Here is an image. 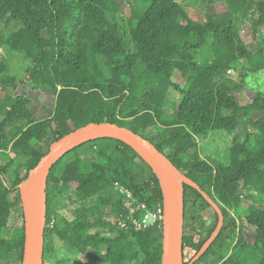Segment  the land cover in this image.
<instances>
[{
	"label": "trees",
	"instance_id": "trees-1",
	"mask_svg": "<svg viewBox=\"0 0 264 264\" xmlns=\"http://www.w3.org/2000/svg\"><path fill=\"white\" fill-rule=\"evenodd\" d=\"M218 1L203 0L202 14L180 0H135L126 29L118 21V0H0L6 32L0 44L29 61L28 84L54 98L47 117L38 120L29 99L15 93L23 80L11 75L8 61L0 62V83L12 92L0 96V264L22 261L18 185L52 142L91 122L128 128L168 151L172 164L218 204L222 229L194 264H264V211L236 214L251 190L264 198V96L249 90L252 101L243 106L237 98L248 90V77L264 71V38L254 51L239 34L250 15H256L253 36L264 27V0ZM174 72L185 79L183 86L173 82ZM171 90L179 103L170 99ZM168 107L171 121H163ZM221 131L237 135L212 156L226 162L212 163L211 156H201L197 140ZM11 152L22 163L15 164ZM115 183L136 202H162L150 167L118 140L86 142L54 164L45 189L43 264L51 246L71 254L56 264H161L162 228L126 232L117 226L123 203ZM69 191L76 202L92 204L77 207L67 220L54 199ZM183 203L181 248L188 264L218 217L187 184ZM14 205L21 223L12 225Z\"/></svg>",
	"mask_w": 264,
	"mask_h": 264
},
{
	"label": "water",
	"instance_id": "water-1",
	"mask_svg": "<svg viewBox=\"0 0 264 264\" xmlns=\"http://www.w3.org/2000/svg\"><path fill=\"white\" fill-rule=\"evenodd\" d=\"M110 138L129 146L152 170L162 195L164 219L161 264H183L181 240L184 227V184L197 190L218 217L216 227L188 264H194L219 235L224 216L218 204L190 178L177 169L168 156L149 140L114 123L91 122L52 142L27 177L18 185L23 219L24 244L21 264H43L46 227V184L50 170L62 156L92 140Z\"/></svg>",
	"mask_w": 264,
	"mask_h": 264
},
{
	"label": "rangeland",
	"instance_id": "rangeland-1",
	"mask_svg": "<svg viewBox=\"0 0 264 264\" xmlns=\"http://www.w3.org/2000/svg\"><path fill=\"white\" fill-rule=\"evenodd\" d=\"M180 1L183 3V7L186 10L193 9L196 12L203 14L205 7V3H203V0H180ZM118 4L120 9H122V15H121L122 21L121 19H118V21H120L121 25L123 24V22L124 24L125 23L127 24V20L130 17V12L135 4V0H118ZM220 9L218 8V10ZM251 18H256V15L247 16L246 18L247 21L245 25L240 27L239 34L242 40L244 41V43L247 44V46H249L251 50L255 51L258 42H260V40L264 38V27H261L260 30H258L253 36V32L251 28L252 27ZM127 28L128 26L126 25V29ZM0 34H6V32L0 29ZM2 61H8L11 75L15 76L17 78V81L23 80V83H18V86L15 89L16 91L15 93L19 96H25L29 99V105H28L29 109L33 112L34 116L38 120L45 119L48 113L46 111V108L51 109L53 107L54 98L52 96L48 97L40 90L34 89L31 85L28 84L27 70L30 68L31 63L27 60L25 61L20 57L12 54L6 45L0 44V62ZM228 75L232 76V78L236 80V75L233 74L232 72H229ZM172 80L179 86H183L185 82V79L178 72H174L172 76ZM246 85L248 87V90L237 94V98L241 106L250 104L253 97V93L251 91H253L256 94H260L264 96V71L256 75H250L246 80ZM3 94H7L11 96L12 92L8 88L2 87L0 83V96ZM169 96L170 99L175 100L177 103H179L181 100L179 95L173 90H171ZM165 112L167 113V115L165 114L163 121H171L170 115L173 112L172 109L168 107L165 109ZM158 131H159L158 129L152 130L148 133V136H152L154 133ZM236 135L237 133L229 134L221 131V132L210 133L206 140L203 141L197 140V144L201 156L202 157L211 156L210 161H212V163H216L219 160L222 163H225L226 161L223 158H220L218 160L212 156L215 155V152L228 147ZM168 153L169 152L166 151V154ZM11 158H14L15 164H20L23 161L22 157L14 156L13 153L11 154ZM9 197L14 202L13 200L14 194L11 193ZM54 201H55V210L57 211V213L62 215L67 220L72 219L73 212L77 207H80L81 205L89 206L92 204V200H86L81 204L76 202L72 191H69L68 193H64L62 195H58L54 199ZM247 210L257 211V212L264 211V198H262L254 190H251L249 192V197L241 198V203L239 209L236 211V214L241 217H245L244 214L246 213ZM231 213L233 215V211H231L230 214ZM20 214L21 211L19 209V206L14 205V208L11 210L10 224L12 225L20 224L21 223ZM246 240L249 242L252 241L251 239L248 238ZM55 247L56 246L50 247V252L49 254H47L44 264H56L57 259L63 258L65 256H71V254L67 250H61V249L58 250ZM79 258L83 261L87 260L86 256L84 255H79ZM15 259L16 256L12 255L11 260H15Z\"/></svg>",
	"mask_w": 264,
	"mask_h": 264
},
{
	"label": "built area",
	"instance_id": "built-area-1",
	"mask_svg": "<svg viewBox=\"0 0 264 264\" xmlns=\"http://www.w3.org/2000/svg\"><path fill=\"white\" fill-rule=\"evenodd\" d=\"M114 185L117 195L123 203L122 212L114 219L120 229L126 232L130 230L139 232L149 227L163 228L164 209L162 202H157L150 207L145 202H136L132 192L122 185L118 183Z\"/></svg>",
	"mask_w": 264,
	"mask_h": 264
}]
</instances>
